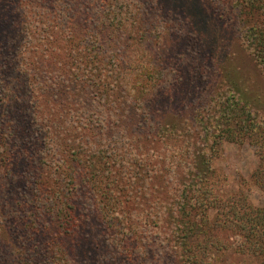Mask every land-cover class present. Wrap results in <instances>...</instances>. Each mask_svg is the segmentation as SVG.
Masks as SVG:
<instances>
[{
    "label": "rangeland",
    "instance_id": "1",
    "mask_svg": "<svg viewBox=\"0 0 264 264\" xmlns=\"http://www.w3.org/2000/svg\"><path fill=\"white\" fill-rule=\"evenodd\" d=\"M217 1L0 0V65L6 64L12 70L6 77V83L0 86L6 88L0 90V128L5 129L9 125V118L13 114L10 106L22 105L32 96L41 98L35 91L40 85L42 89L46 86H53L54 89L55 85L64 83L67 95L66 124L69 121L71 127L76 128L69 139L74 149H78L75 151L82 154L78 155L79 159L69 156L72 164L67 162L78 170L79 176L72 180L66 174L62 182H65L67 189L71 188L79 194L74 198L61 199L58 204L60 208L56 209H61L63 214L55 212L53 215L51 202L47 204L51 206L50 211L44 207L41 210L39 199L34 214L30 215L29 204H26L28 199L19 206H13L8 191H17L12 186L19 182L23 172H28L29 185L33 183L32 162L24 164V155L18 154L19 151L13 146L17 142L3 145V152L1 150L0 217L4 214V205L14 210L10 218L19 216L16 210L31 217L27 220L29 229L26 228L31 232L33 230L39 244L45 247L41 259H47L45 253L49 257L52 254L46 252L49 247L46 238L49 237L48 228L53 233L60 231V217L74 208L79 218L78 228L75 232V228L72 229L71 233V228L68 229L67 235L58 239L64 251L56 250L64 264H186L181 262L183 260L175 247L172 250L173 244H167L168 237L163 229L142 216L141 210L147 206L141 199L131 202L130 208L115 206L116 199H110L111 196L115 197L116 186L120 193L124 191L120 183L127 176L126 158L121 155L118 169L110 174H103V168L97 165L101 172L100 175L95 172L97 180L86 179L88 176L91 179L94 173H90L91 154L100 149L102 153L96 159H101L104 153H111L117 148L132 149L138 145L134 141V138L138 139L135 134L154 136L159 149L156 151L160 153L158 159L163 161L159 167L164 162L173 163L174 167L177 162H187L186 155L194 145L208 153L217 137V140H221L219 152L212 156V167L217 173L212 181L216 183L217 193L225 200L239 194L245 195L250 205L264 208V190L255 181L264 156V148H261L263 140L223 141L222 132L203 118L209 130L205 136L204 126L202 129L200 122L202 116L193 125L198 128L197 134L190 138L184 132L193 127L191 121L180 119L185 110L192 113L194 108L202 106L205 109L211 104L219 86L215 72L220 66L222 71L230 73L228 78L231 81L247 89V93H244L248 97L264 96V73L238 41L236 20L231 19L232 13H222L228 4L222 0L216 7L214 2ZM2 27L6 34H2ZM28 41L32 43L28 44ZM146 64L150 69H159L162 75L158 81L159 76H155L156 86L150 87L147 92V95L154 96L153 104H146L140 95L147 81L141 80L138 73L144 70L142 67ZM27 66H30L31 72L26 71ZM28 74L31 75L28 77ZM5 90L11 91L8 99L3 96ZM158 94L160 98L156 97ZM257 103L259 116L264 123V99ZM152 106L175 116H171L170 122V117L167 118L169 125L166 127L174 128L171 133L161 131V124L154 122ZM47 144L49 147L55 146L50 142ZM6 149L15 153L16 162L5 167L3 156ZM34 158L33 154L31 159ZM66 158L68 155L60 156V160ZM153 161L148 162L151 167L155 165ZM60 185H57L60 189L57 190L56 184L47 181L44 189L56 190V194H59L62 191ZM109 189L111 192L106 194ZM33 193L34 190L31 191ZM133 193L144 196L145 191L135 188ZM108 205L115 206V209ZM216 214L212 213L211 217L214 218ZM32 219L34 226H29ZM20 221L22 224L23 219ZM43 229L46 230L42 234ZM28 230L23 239L13 234L4 235V238L0 236L4 246L7 240L12 242L6 246L7 250L4 249L8 259L4 257L5 260L14 259L12 264H31L22 262L19 252H22L21 247L26 250V247L33 249L37 245V239L30 236ZM1 255L0 263L3 261ZM50 261L40 263L34 260L32 264H53ZM214 264L256 262L227 251L223 257H217Z\"/></svg>",
    "mask_w": 264,
    "mask_h": 264
},
{
    "label": "trees",
    "instance_id": "2",
    "mask_svg": "<svg viewBox=\"0 0 264 264\" xmlns=\"http://www.w3.org/2000/svg\"><path fill=\"white\" fill-rule=\"evenodd\" d=\"M218 2H222V0L214 2V6L218 7L220 5ZM224 4H228V7L222 13H232L231 19L233 21L236 20L235 26L238 30V41L250 53L253 62L263 74L264 0H224ZM2 30V34H6L3 27ZM31 43L28 41V44ZM0 66H2L0 68V86H3L6 83L7 75L11 74L12 70L6 64ZM142 68L144 70L139 72L138 76L141 80L147 82L140 91V95L147 102L146 104H153L155 100H152V98L154 96L147 95V92L150 87L156 86V82H154L155 76H159V78L156 77L158 81L162 75L160 76L159 69H150L147 64L143 65ZM30 70V66H27L26 71L31 72ZM216 70V72H213L216 73L219 86L211 104L205 109L202 106L194 108L192 113L190 110L189 112L185 110L180 119H188L193 126L199 122V117L202 116L200 117V122L203 124L201 125L202 129L204 126L205 136L208 135L209 130H207V121L205 120L204 123L203 118L208 119V123L210 121L211 124H215L217 130L222 132L221 137L225 138L222 139L223 141L227 139L230 142H244L247 139L259 140L261 138L264 143V123L259 116L260 109L256 107V103L258 101L262 102L264 96H256L251 99L244 93L247 89L245 87L242 89L238 82L231 81L232 79L228 78L230 73H226L225 70L222 71V66ZM30 75L28 74L27 76L29 77ZM40 86L35 91L40 94L39 97L41 98L36 99L35 96H32L31 99L22 105H17V107L16 104L10 106L9 109L13 110V114L9 118V125L5 129L0 128V157L3 152V145L9 146L12 141L17 142L18 144L13 146L19 151L18 154L24 155V164L29 165L32 162L35 171H33L34 181L31 185H29L27 180L28 172H23L19 176V182L14 183L12 186L17 191H8V196L11 198L13 206H19L24 200L28 199L26 204H29L28 206L31 210L29 214L33 215V210L37 208L40 199L41 210H43V207L47 210L52 206L53 215L57 212L63 214L61 209H56L60 208L58 204L61 199L74 198L79 194L71 188L67 189L65 182H62L63 178H65L63 176L66 174H69L72 180H74L73 177L79 176L78 170L73 169L72 165H68L67 162L72 164L70 157L79 159L78 155L81 156L82 154L75 151L78 149H74L69 139L71 132L76 128L74 126L71 127L69 121L66 124L67 95L64 90V83L55 85L54 89L53 86H46L45 89ZM2 89L6 88L0 87V90ZM4 93V98L8 99V94L11 91L5 90ZM156 97L158 98L159 94ZM253 101H255V104ZM6 103H9V101H6ZM153 109L152 106L151 111L154 116V122L158 121L161 124L159 127L161 131L171 133L174 128H168L166 125L175 116H172L169 111L166 114L159 109H154V111ZM168 117H170L169 122L167 121ZM77 126L79 128V125ZM195 127L185 129L184 133L192 138L198 132V128ZM83 129L85 128L83 127ZM78 131L77 129L76 132ZM8 132H10V135H8ZM135 136L140 140L134 138L138 145H135L132 149L117 148L112 150L111 153H104V157L101 159L99 157L96 159L102 153L100 149H98L97 153L91 154L93 161L90 173L93 171L94 173L91 179L90 176L86 177V179L97 180L95 172L99 175L101 173L98 171V166L103 168V174H110L112 171H116L122 155L126 158L125 166L127 167V176L123 177L124 181L120 183L123 184L124 191L120 193L116 186L115 197L109 196L110 199L114 198V201L116 199L117 205L115 204V206L125 205L129 208L131 202L141 199L143 204L147 208L149 207V210L147 208L141 210L142 216L147 221L156 222L157 226L163 229L168 237L167 244H173L172 250L175 247L176 253L179 252V256L183 260L181 262L186 264H214L217 257H223L227 251H233L249 257L256 264H264V208L250 205L245 195L239 194L240 196L238 195L234 198L223 199L215 189L216 183L212 181L217 174L212 167V156L218 154L221 140H217V137L214 138L213 144L209 145L208 153L203 152L202 149L194 145L191 148V152L186 155L187 162H177L175 167L173 163L164 162V165L159 167V164L163 161L158 159L160 153L156 151L159 149H157L154 136L149 137L141 134H135ZM177 137L179 138V136ZM48 141L51 144H55V146L49 147ZM261 148H264V145H261ZM123 150H125V153H122ZM14 154L6 149L5 156H3L5 167L14 163ZM33 154L35 158L32 160ZM65 155H68V158L60 160V156L63 157ZM107 155L111 158H108ZM189 156H191L190 161H188ZM0 159L2 160V158ZM150 160H154V167L148 164ZM134 167H137V169L135 170ZM108 170L109 172H107ZM161 170L162 173L160 174ZM104 178L105 175L102 176V180ZM75 180L78 181V178H75ZM47 181L56 184L57 190L59 189L57 185L61 184L60 188H62V191L56 194L58 192L56 190L44 189ZM255 181L264 190V156L261 168L256 172ZM66 185L69 184L67 183ZM135 188H142L145 191L144 196L135 195L133 193ZM32 190H34L33 194H31ZM146 190L148 191L146 192ZM22 192L24 194L21 196ZM109 192H111V189L106 194H109ZM48 202H51V206L47 205ZM108 206L106 207L107 209L110 207L115 209V206H109V208ZM12 211L14 210L11 207L4 205V214L0 217V236L3 235L4 238V235L13 234L20 236L22 239L26 238L24 236L26 235V230L29 229L27 220H30L31 217L29 218L28 214L24 215L20 210H16L19 216L10 218ZM214 212L217 214L212 218L211 214ZM76 214V211L72 208L70 213L67 212L60 217V231L57 230V232L53 233L51 228H48L50 229L47 230L49 237L46 238L49 240L47 243L49 247L46 252H52V254L49 257L45 253L47 259H41V254L45 248L44 245L42 243L39 244L40 241L36 234L33 233V230L32 232L28 230V234L37 239V243L35 241L37 245L33 249L26 247V250L21 247L22 252H19L22 257L20 260L25 263L31 262V264L34 263V260L40 263L52 260L50 262L53 264H64V260L60 258L58 251H56H64L58 239L66 236L68 229L71 228V233L72 229L75 228V232L78 228L79 218L76 217ZM22 219L23 223L21 224L20 220ZM73 222L74 224H72ZM33 224L34 220L32 219L29 226H34ZM44 230L46 229H43L42 234ZM11 243V241L7 240L6 246ZM3 244L0 237V253L3 254V256L1 255L3 257L1 263L12 264L14 259L7 261V252L4 250H7V248ZM17 248L19 249V247Z\"/></svg>",
    "mask_w": 264,
    "mask_h": 264
}]
</instances>
